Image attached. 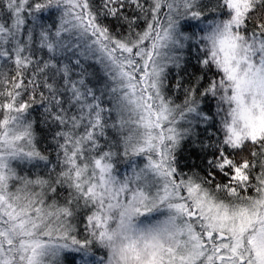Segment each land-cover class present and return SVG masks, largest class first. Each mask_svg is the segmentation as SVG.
<instances>
[{"label":"snow or ice","instance_id":"obj_1","mask_svg":"<svg viewBox=\"0 0 264 264\" xmlns=\"http://www.w3.org/2000/svg\"><path fill=\"white\" fill-rule=\"evenodd\" d=\"M0 264H264V0H0Z\"/></svg>","mask_w":264,"mask_h":264}]
</instances>
